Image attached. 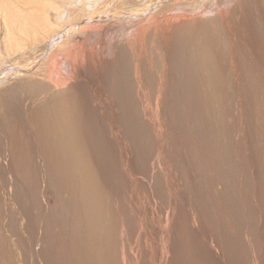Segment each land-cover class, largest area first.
<instances>
[{
	"label": "rangeland",
	"instance_id": "1",
	"mask_svg": "<svg viewBox=\"0 0 264 264\" xmlns=\"http://www.w3.org/2000/svg\"><path fill=\"white\" fill-rule=\"evenodd\" d=\"M64 1L0 0V264H264V0H84L41 59Z\"/></svg>",
	"mask_w": 264,
	"mask_h": 264
},
{
	"label": "bare ground",
	"instance_id": "2",
	"mask_svg": "<svg viewBox=\"0 0 264 264\" xmlns=\"http://www.w3.org/2000/svg\"><path fill=\"white\" fill-rule=\"evenodd\" d=\"M41 1V0H40ZM44 1H51V0H44ZM97 1V0H96ZM95 1V2H96ZM128 1V0H127ZM141 1V0H140ZM77 2H79V3H77ZM87 2V1H86ZM93 2H94V0H93ZM101 2V1H100ZM108 2V1H107ZM106 2V3H107ZM120 2V1H119ZM129 2V1H128ZM132 2V1H131ZM206 2V1H205ZM64 3H68V4H75L76 3V6L74 5V7H76V8H74V9H72V10H75V12H73V11H69L70 13H67L66 15H67V19H65L66 18V15H65V18L63 17V19H64V22H63V19L61 20V23L60 24H57L56 23V21L55 20H52L48 15L49 14H47V12H46V9H45V6H43L44 7V10H42V15H43V17L41 16V18L40 19H42L41 21H40V19L38 20L40 23H38V21L36 22V23H38L37 25H36V23H34V25H36L35 27L36 28H34V30H32L33 31V33L31 32V34L32 35H36L37 34V36H38V34H39V32L40 31H38V30H41V32L43 31L44 33H45V35L47 34V37H46V44H44L45 45V47H44V50L42 51L43 53H41V52H39V53H41L42 55H39V56H41V59H42V57H45V55L47 54V52H49V50H51L53 47H54V45H56V44H58V42H59V40L61 39V38H64V37H66L67 36V34H66V32L68 31L69 32V30H67V29H69V28H71V27H69V26H72V25H74V24H79V21L81 22V21H85V20H88V21H91L93 18L92 17H87L86 19H85V17L86 16H84V15H86V13H89V12H87L86 10H85V8L84 7H86L87 6V4L84 2V0L83 1H81V0H65L64 1ZM111 3H113V2H111ZM121 3V2H120ZM120 3H119V5H120ZM134 3V2H133ZM151 3V2H150ZM175 3V2H174ZM155 4V3H154ZM167 4V3H166ZM198 4V3H197ZM106 5V4H105ZM104 5V6H105ZM127 5H128V3H127ZM130 5H132V4H130ZM263 5V4H262ZM67 6V5H66ZM69 6V5H68ZM72 6V5H71ZM134 6V5H133ZM168 6V5H167ZM171 6V5H170ZM73 7V6H72ZM88 7L90 8V6H87V9H88ZM119 7V6H118ZM122 6H120V8H121ZM163 7V6H162ZM183 7V6H182ZM111 8V7H110ZM132 8V7H131ZM192 8V7H191ZM9 9V8H8ZM8 9H3L2 10V14L3 15H1L0 16V18L2 19V21H0V26L2 25V27L4 28V32L7 34V37H6V42L8 43V44H10V45H12L13 47L15 46V47H17V48H20V50H22V48L24 47L23 45V42H24V40L26 39V37L25 38H19V37H15L14 35V31L13 30H11L12 28L11 27H13L12 25L14 24V26H16V25H18L19 23H18V21H16L17 23H15V19H14V17H12L11 15L13 14V13H11L10 14V12L12 11H9V14H8ZM16 9H18L19 11L21 10V8H18V7H16ZM91 9H93L92 7H91ZM90 9V11H92ZM96 9V8H95ZM94 9V10H95ZM101 9H102V7H101ZM161 9V8H160ZM10 10V9H9ZM64 10V9H63ZM118 10V9H117ZM162 10V9H161ZM208 10V9H207ZM17 11V10H16ZM108 11V10H107ZM112 11V10H111ZM110 11V12H111ZM182 11V10H181ZM180 11V12H181ZM127 12V11H126ZM179 12V13H180ZM204 12V11H203ZM19 13V12H18ZM97 13H99V11L97 12ZM108 13V12H107ZM171 13V12H170ZM59 13H58V11H56L55 12V16H57ZM65 14V13H64ZM92 14H94V13H91V16H92ZM159 14V13H158ZM17 15V14H16ZM89 15V14H88ZM95 15V14H94ZM100 15V14H99ZM118 15V14H117ZM13 18V19H10L11 17ZM81 19V20H78V19ZM77 19V21H75ZM96 19V18H95ZM23 20V19H22ZM27 20V19H26ZM14 23H13V22ZM21 21V20H20ZM29 21V20H28ZM27 21V22H28ZM36 21V20H35ZM13 24H12V23ZM22 22V21H21ZM30 22V21H29ZM28 22V23H29ZM32 22V21H31ZM30 22V23H31ZM68 23V25L66 24V23ZM23 23V22H22ZM28 23H26V24H28ZM64 23V24H63ZM82 23V22H81ZM16 24V25H15ZM31 24H33V22L31 23ZM89 24V23H88ZM19 25H21V24H19ZM67 25V26H66ZM256 26V25H255ZM18 28H17V30H15L16 31V33H17V31L19 30V29H21V28H23V26H21L20 28H19V26H17ZM31 27V26H30ZM33 25H32V29H33ZM73 27V26H72ZM13 28H16V27H13ZM39 28V29H38ZM218 29V28H217ZM216 30V29H215ZM11 31H13V32H11ZM22 31H25L24 29H22ZM71 31V30H70ZM262 31V30H261ZM19 32H20V30H19ZM28 31H26V33H27ZM38 32V33H37ZM109 32V31H108ZM12 33L14 34V35H12ZM21 33V32H20ZM206 33V32H205ZM18 34V33H17ZM22 34V33H21ZM42 34V33H41ZM203 34H204V32H203ZM19 35V34H18ZM23 35V34H22ZM21 35V36H22ZM30 34H28V36H29ZM32 35H31V37H32ZM66 35V36H65ZM69 35V34H68ZM74 35H76V34H74ZM37 36H35V38L37 37ZM42 36V35H41ZM41 36H39L40 38H42ZM71 36H72V34H71ZM176 36V35H175ZM197 36H199V35H197ZM38 37V38H39ZM70 37V36H69ZM163 37V36H162ZM200 37V36H199ZM29 38V37H28ZM37 38V39H38ZM45 38V37H44ZM68 38V37H67ZM195 38V37H194ZM30 39V38H29ZM69 39V38H68ZM36 40V39H35ZM39 40V39H38ZM40 40H42L43 41V39H40ZM63 40V39H62ZM70 40V39H69ZM156 40V39H155ZM164 40V39H163ZM196 40V39H195ZM203 39H201V41H202ZM67 41V40H66ZM198 41V40H197ZM200 41V42H201ZM206 41V40H205ZM25 42H26V40H25ZM24 42V43H25ZM33 42V41H32ZM36 43H37V41H35ZM196 42V41H195ZM194 42V43H195ZM199 42V41H198ZM72 43V42H71ZM23 44V45H22ZM33 44V43H32ZM41 44V43H40ZM192 44V43H191ZM27 45V44H26ZM26 45H25V47H26ZM36 45V44H35ZM83 45V44H82ZM151 45V44H150ZM197 45V44H196ZM219 45V44H218ZM6 46V45H5ZM28 46V45H27ZM34 46V45H33ZM40 46V45H39ZM60 46V45H59ZM79 46V45H78ZM122 46V45H121ZM125 46V45H124ZM184 46V45H183ZM194 46V45H193ZM12 47V48H13ZM14 47V48H15ZM22 47V48H21ZM24 47V48H25ZM6 48V47H5ZM11 47H9V49H10ZM10 49L11 51H16V49L14 50V48L13 49ZM23 48V49H24ZM30 48V47H29ZM59 48V47H58ZM65 48V47H64ZM67 48V47H66ZM225 48V47H224ZM37 49V48H36ZM43 49V47L41 48V50ZM54 49V48H53ZM56 49H57V47H56ZM5 50H7V51H9L8 50V48H6ZM19 49H17V51H19V52H21ZM25 50V49H24ZM192 50V49H191ZM198 50V49H197ZM16 51V52H17ZM23 51V50H22ZM38 51V50H37ZM13 52V53H14ZM67 52V51H66ZM193 52V51H192ZM205 52V51H204ZM23 53V52H22ZM51 53V52H50ZM53 53V52H52ZM70 53V52H69ZM9 54H10V52H9ZM15 54V53H14ZM57 54V53H56ZM201 54V53H200ZM211 54V53H210ZM11 55V54H10ZM29 55V54H28ZM33 55V54H32ZM35 55H37V54H35ZM34 55V56H35ZM202 55V54H201ZM16 56V55H15ZM49 56V55H48ZM47 56V57H48ZM0 57H1V55H0ZM27 57V56H26ZM38 57V56H37ZM200 57V56H199ZM52 58V57H51ZM151 58V57H150ZM202 58V57H201ZM212 58V57H211ZM33 59V58H32ZM40 59V58H39ZM44 59V58H43ZM227 59V58H226ZM22 60V59H21ZM21 60H20V62H21ZM18 61V60H17ZM35 61V60H34ZM44 61V60H43ZM46 61V60H45ZM44 61V63H42V65L41 66H43L44 64H45V66L47 65L46 64V62ZM210 61V60H209ZM208 61V62H209ZM38 62V61H37ZM51 62V61H50ZM83 62V61H82ZM204 62V61H203ZM2 63H3V59H1L0 58V66L2 65ZM5 63V62H4ZM16 63H18V62H16ZM48 63V62H47ZM205 63V62H204ZM236 63V62H235ZM7 64V63H6ZM20 64V63H19ZM32 64V63H31ZM37 64V63H36ZM13 65V64H12ZM11 65V66H12ZM34 66V64L32 65V67ZM37 66H40V65H37ZM41 66L40 67H34L33 68V71H32V73L30 74L29 72V76L27 75V76H25V77H27L25 80H24V84H22V85H24L23 87H24V89H25V87H26V90H28V91H30V92H35V93H42V92H47V91H49V90H51L49 87L51 86H49L48 88H49V90H47V86H46V84L44 85L41 81H42V79L40 78V77H43L42 75L43 74H45L44 72L43 73H40L39 71L41 70ZM97 66V65H96ZM132 66H133V64H132ZM241 66V65H240ZM54 67V66H53ZM75 67H77V66H75ZM236 67V66H235ZM43 68V67H42ZM45 68V67H44ZM43 68V69H44ZM151 68V67H150ZM234 68V67H233ZM7 69H9L10 70V67H0V74L1 73H3L4 71H6ZM50 69V68H49ZM48 69V70H49ZM80 69V68H79ZM132 69V68H131ZM214 69V68H213ZM29 70V69H28ZM27 70V71H28ZM46 71L47 72V74L50 72V71ZM56 70V69H55ZM153 70V69H152ZM43 71V70H42ZM75 71V70H74ZM144 71V70H143ZM230 71V70H229ZM149 72V71H148ZM161 72V71H160ZM6 73V72H5ZM133 73V72H132ZM150 73V72H149ZM47 74H45L44 76L45 77H47L48 75ZM205 74V73H204ZM4 75V74H3ZM47 75V76H46ZM146 75V74H145ZM50 76V75H49ZM50 78V77H49ZM45 79V78H44ZM135 79V78H134ZM51 80V79H50ZM162 80V79H161ZM216 80V79H215ZM57 81V80H56ZM67 81V80H66ZM51 82V81H50ZM9 83V82H8ZM47 83V82H46ZM49 83V82H48ZM4 84V83H3ZM17 84V83H16ZM216 84V83H215ZM20 85V84H19ZM18 85V86H19ZM22 85H21V87H22ZM55 85V84H54ZM66 85V84H65ZM77 86V85H76ZM134 86V85H133ZM12 87V86H11ZM10 87V88H11ZM20 87V86H19ZM53 87V86H52ZM54 88V87H53ZM21 89V88H20ZM23 89V90H24ZM6 90H8V89H6ZM58 90V89H57ZM140 90V89H139ZM55 91V90H54ZM53 91V92H54ZM61 91V90H60ZM63 91V90H62ZM11 92H13V91H11ZM75 92V91H74ZM15 93V92H14ZM34 93V94H35ZM16 94V93H15ZM1 95V94H0ZM12 95V94H11ZM30 95V94H29ZM14 96V95H13ZM24 96V95H23ZM1 97V96H0ZM19 97V96H18ZM118 97V96H117ZM132 97V96H131ZM5 99H6V97H4ZM47 98V97H46ZM53 98V97H52ZM59 98H62V97H59ZM54 99V98H53ZM118 99V98H117ZM1 100V99H0ZM9 100H12V99H10L9 98ZM36 100V99H35ZM56 100V99H55ZM54 100V101H55ZM74 100V99H73ZM6 101V100H5ZM8 101V100H7ZM14 101V100H13ZM57 101V100H56ZM120 101V100H119ZM65 102V101H64ZM32 103V102H31ZM52 103H53V101H52ZM50 104V102L48 103V104H46L45 105V111L46 112H50L51 114H52V118L51 119H53V121H54V126H55V129L57 130V127L59 126L60 127V125H62L59 129V131H60V135H61V137H59V138H55L56 140H58V141H61V139L63 140H66L67 138H66V136L64 137V134L66 133V132H69V129H68V125L66 126L65 124H69V122L68 123H66V122H64L66 119H64L65 118V116H67V115H63L64 116V118H62V116L60 115V113L59 112H61V107L58 105L59 103L61 104V101L58 103V101H57V105L56 104ZM55 103V102H54ZM118 103V102H117ZM9 104V103H8ZM41 104V103H40ZM45 104V103H44ZM64 104V103H63ZM7 105V104H6ZM15 105V104H14ZM119 105V104H118ZM2 106V105H1ZM13 106V105H12ZM38 106H40V105H38ZM7 107V106H6ZM218 107V106H217ZM4 108H5V106H4ZM11 108V107H10ZM43 108V107H42ZM41 108V109H42ZM182 108H184V107H182ZM40 109V110H41ZM66 109V108H65ZM79 109V108H78ZM11 110V109H10ZM44 109H42V111H43ZM73 110V109H72ZM5 112V111H4ZM38 112H40V111H38ZM45 112V113H46ZM65 112V111H64ZM67 112V111H66ZM65 112V113H66ZM71 112V111H70ZM41 113V112H40ZM39 113V114H40ZM44 113V112H43ZM44 113V114H45ZM67 114V113H66ZM70 114V113H69ZM68 114V115H69ZM59 115V116H58ZM88 115V114H87ZM70 116V115H69ZM68 117V116H67ZM89 117V116H88ZM3 118H5V116L3 117ZM69 118V117H68ZM63 119H64V121H63ZM74 119V118H73ZM72 120V119H71ZM92 120V119H91ZM4 121V120H3ZM74 122V121H73ZM47 123H48V121H47ZM46 123V124H47ZM64 125H65V127H64ZM92 126V125H91ZM72 128H73V125H72ZM88 128V127H87ZM67 129H68V131H67ZM55 130V131H56ZM72 130V129H71ZM70 130V131H71ZM41 131V130H40ZM43 131H44V129H43ZM75 132V131H74ZM40 134V133H39ZM58 134V133H57ZM69 133H67V134H65V135H68ZM21 135V134H20ZM59 135V134H58ZM58 135H55V136H58ZM71 134H69L68 136H70ZM53 136V135H52ZM39 138V137H38ZM47 139V138H46ZM83 139V138H82ZM39 141V140H38ZM41 143V142H40ZM26 144V143H25ZM44 144V143H43ZM70 146V145H69ZM56 147V146H55ZM63 149V148H62ZM47 150V149H46ZM55 150V149H54ZM61 150V149H60ZM68 150H72L71 148L70 149H68ZM75 150V149H74ZM63 152H65V149H63ZM71 152V151H70ZM55 153V152H54ZM71 153H73V152H71ZM42 154V153H41ZM46 154H47V152H46ZM49 154V153H48ZM65 154V153H64ZM66 154H67V152H66ZM68 156V155H67ZM49 158H51V156L49 157ZM60 158V157H59ZM63 158H61V160H62ZM66 159V158H65ZM54 160V159H53ZM57 160V159H56ZM60 160V161H61ZM56 163V162H55ZM57 164V163H56ZM65 164V163H64ZM55 165V164H54ZM28 166V165H27ZM57 166V165H56ZM69 166V165H68ZM64 167H65V165H64ZM52 169V168H51ZM74 170V169H73ZM66 171V170H65ZM68 171V170H67Z\"/></svg>",
	"mask_w": 264,
	"mask_h": 264
}]
</instances>
